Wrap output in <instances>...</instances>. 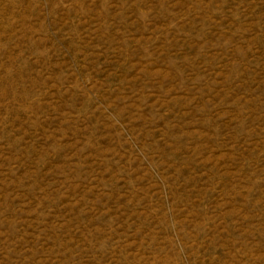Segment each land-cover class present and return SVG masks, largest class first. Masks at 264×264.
Wrapping results in <instances>:
<instances>
[{"label": "rangeland", "instance_id": "obj_1", "mask_svg": "<svg viewBox=\"0 0 264 264\" xmlns=\"http://www.w3.org/2000/svg\"><path fill=\"white\" fill-rule=\"evenodd\" d=\"M0 264H264V0H0Z\"/></svg>", "mask_w": 264, "mask_h": 264}]
</instances>
